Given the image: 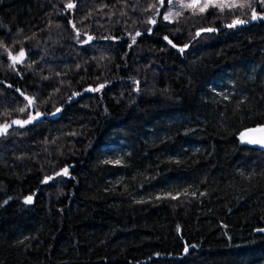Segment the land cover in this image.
<instances>
[{
    "label": "trees",
    "instance_id": "trees-1",
    "mask_svg": "<svg viewBox=\"0 0 264 264\" xmlns=\"http://www.w3.org/2000/svg\"><path fill=\"white\" fill-rule=\"evenodd\" d=\"M168 7L0 0V264H264V4Z\"/></svg>",
    "mask_w": 264,
    "mask_h": 264
},
{
    "label": "snow or ice",
    "instance_id": "snow-or-ice-1",
    "mask_svg": "<svg viewBox=\"0 0 264 264\" xmlns=\"http://www.w3.org/2000/svg\"><path fill=\"white\" fill-rule=\"evenodd\" d=\"M169 3H172V0H168ZM260 2L262 4H264V0H260ZM160 4L164 3V0H159ZM245 6H251V0H245V2L243 3H235V2H228V0H191V2L189 3H185L182 4L181 7L182 8H186V9H192V10H196L198 9V13L194 12V14H203L205 11H207V9L209 7H214V8H218L220 11H224L225 9H233L236 7H245ZM68 9H72L74 7V5L72 3H68L66 6ZM150 7H154L153 5H150ZM181 15L180 12H176V13H168V15L164 16L165 20H169L170 22H172L174 20L175 17H179ZM261 18L259 14H257V12L255 11V9H253L252 12V17L251 19L255 20ZM152 24L156 23L155 19H151L149 21ZM247 23V21L244 20H240V19H236L233 21L232 24L228 25V27H235L238 24H244ZM73 27H75V25H73ZM201 31H215V29L212 28H208V29H201ZM201 33L197 32L196 35L199 36ZM137 36L140 35L139 32L136 33ZM92 37L89 36L88 40H91ZM165 40H168V37H164ZM133 42H135V37H133ZM85 43H87V41H85ZM168 43L171 44L172 41L168 40ZM0 46H2V44H0ZM173 47H175V45H173ZM185 47H187V45H185ZM181 51H183V49H180ZM9 56L12 60V67L15 66L16 63H23V58L25 56V52L23 49H21L19 51V53L17 55H12L11 52H9ZM104 85L101 84L98 88L95 89H91L92 91H99L101 88H103ZM21 95H24L23 93H21ZM73 95H78V93H74ZM25 99L27 100V105L24 108H20L19 111L20 112H25L28 106H31L34 104L35 102V98L34 97H28L25 96ZM57 111H60V109L58 108ZM32 119H35V117H29V119L27 120H12L11 124H16V125H20L23 126L24 124L30 123L32 121ZM11 124H4V125H0V135L4 134L7 132V129L9 127H11ZM249 131H260V132H264V127H261L259 129H254V130H249ZM241 138L246 139L247 137H245L244 134H241ZM248 142L250 143H262L264 144V139H260V140H249ZM108 163H115V164H120L121 161L120 160H116V161H108ZM64 175H68V169L65 168L62 170ZM47 179H51V177H48ZM193 195H195V193H192ZM179 193H177L176 195H172V193H166L164 194L163 197H157V199H161V198H171V199H177L179 197ZM33 197L32 196H27L25 197V203H32ZM258 231H262L264 232V229H258ZM188 249L185 248V251H187Z\"/></svg>",
    "mask_w": 264,
    "mask_h": 264
},
{
    "label": "water",
    "instance_id": "water-1",
    "mask_svg": "<svg viewBox=\"0 0 264 264\" xmlns=\"http://www.w3.org/2000/svg\"><path fill=\"white\" fill-rule=\"evenodd\" d=\"M261 16V15H260ZM251 17H252V15H251ZM262 17V19L264 20V15L263 16H261ZM255 20H257V19H255ZM255 20H253V19H251V21H255ZM89 37V36H88ZM88 37H87V39L85 40V41H91V40H88ZM24 95H22L24 98H25V96H28L27 94H25V93H23ZM28 97H30V96H28ZM26 100V99H25ZM26 103H28L27 102V100H26ZM32 107V106H31ZM53 116H55V115H53ZM40 117V113H36V115H35V119L34 120H36V119H38ZM12 120H22V119H20V118H14V119H12ZM12 120H10L9 122H7V124H11V121ZM6 124V123H5ZM2 125H4V124H2ZM24 126V125H23ZM14 127H22V126H20V125H16V124H11V127H9L8 129H12V128H14ZM261 127H264V125H261V126H257V127H251V128H248V129H246V130H244V131H242L241 132V134H244L245 135V137H247L246 139H243L242 141L245 143V144H247V145H249V146H251V147H254V148H258V149H260V150H262V151H264V144H262V143H250V142H248L249 140H252V139H255V140H260V139H264V132H260V131H249V130H254V129H259V128H261ZM7 129V130H8ZM242 139V138H241Z\"/></svg>",
    "mask_w": 264,
    "mask_h": 264
},
{
    "label": "rangeland",
    "instance_id": "rangeland-1",
    "mask_svg": "<svg viewBox=\"0 0 264 264\" xmlns=\"http://www.w3.org/2000/svg\"><path fill=\"white\" fill-rule=\"evenodd\" d=\"M191 2V0H172V3H169V7L168 9L164 12L163 16H166L168 15V13H176V12H181L183 9L185 8H182L181 5L182 4H185V3H189ZM228 2H235V3H243L245 2L244 0H228ZM244 7H236V8H233L231 10H242ZM253 12V11H252ZM251 12V13H252ZM84 41V40H83ZM87 42H90V41H87ZM34 115V114H33ZM12 120V119H11ZM9 122V121H8ZM5 124V123H4Z\"/></svg>",
    "mask_w": 264,
    "mask_h": 264
},
{
    "label": "flooded vegetation",
    "instance_id": "flooded-vegetation-1",
    "mask_svg": "<svg viewBox=\"0 0 264 264\" xmlns=\"http://www.w3.org/2000/svg\"><path fill=\"white\" fill-rule=\"evenodd\" d=\"M84 43H85V40L83 41ZM27 104V103H26ZM32 106V105H31ZM31 106H29L30 108H32ZM30 115H31V117H35V114L33 115V113H32V111L30 112ZM29 119V118H28ZM32 120H34V119H32Z\"/></svg>",
    "mask_w": 264,
    "mask_h": 264
}]
</instances>
